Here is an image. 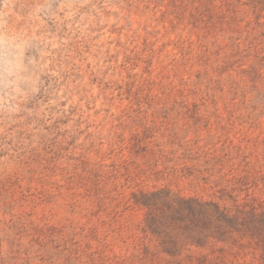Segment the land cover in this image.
Returning a JSON list of instances; mask_svg holds the SVG:
<instances>
[{
    "label": "rangeland",
    "instance_id": "1",
    "mask_svg": "<svg viewBox=\"0 0 264 264\" xmlns=\"http://www.w3.org/2000/svg\"><path fill=\"white\" fill-rule=\"evenodd\" d=\"M159 187L264 199V12L0 0L2 254L31 225L130 254L143 211L125 200Z\"/></svg>",
    "mask_w": 264,
    "mask_h": 264
},
{
    "label": "trees",
    "instance_id": "2",
    "mask_svg": "<svg viewBox=\"0 0 264 264\" xmlns=\"http://www.w3.org/2000/svg\"><path fill=\"white\" fill-rule=\"evenodd\" d=\"M248 3L264 12V0ZM233 188L209 198L169 187L131 191L125 205L143 211V218L130 254L109 256L82 244L75 232L56 230V242L55 233L31 225L9 239L5 254L0 244V264H233L247 255L264 264V199L247 191L240 197Z\"/></svg>",
    "mask_w": 264,
    "mask_h": 264
}]
</instances>
